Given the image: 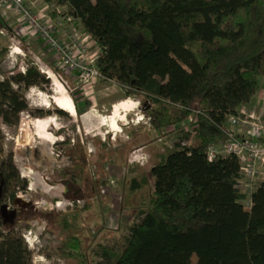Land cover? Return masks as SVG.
Returning a JSON list of instances; mask_svg holds the SVG:
<instances>
[{
    "label": "trees",
    "instance_id": "16d2710c",
    "mask_svg": "<svg viewBox=\"0 0 264 264\" xmlns=\"http://www.w3.org/2000/svg\"><path fill=\"white\" fill-rule=\"evenodd\" d=\"M55 1L99 46L101 78L142 99L151 129L160 133L193 114L197 119L192 131L178 130L180 141L155 158L149 172L127 164L125 197L137 222L120 239L99 244V264H264V178L248 197L238 187L236 155L209 159L211 144L233 137L229 118L243 115L241 107L261 88L264 0ZM49 85L34 63L0 77V121L18 126L21 113L32 111L27 91ZM4 145L0 128L5 196L11 173ZM17 182L26 189V180ZM67 246L68 256L86 264L77 236ZM0 264H41L23 227L0 224Z\"/></svg>",
    "mask_w": 264,
    "mask_h": 264
},
{
    "label": "rangeland",
    "instance_id": "374dc122",
    "mask_svg": "<svg viewBox=\"0 0 264 264\" xmlns=\"http://www.w3.org/2000/svg\"><path fill=\"white\" fill-rule=\"evenodd\" d=\"M41 3L50 5L53 14L61 9L55 0H42ZM67 25L69 31L73 30L86 40L89 59L96 61L100 55L99 46L79 20ZM9 33V36L0 33V49L5 50V55L0 57V77L22 72V62L29 66L38 55L55 69L56 74L63 75L64 81L58 79L67 96L85 112L79 115L75 107L73 115L62 107L61 103L68 97L64 98L63 87L58 89L56 80L46 74L50 79L49 87L46 90L31 87L27 91L32 111L21 113L18 126L9 127L0 121L5 137V158L11 173L5 196L0 183V224L6 229L23 227L28 246L41 264H79L66 251L67 244L76 236L80 239L86 264H99L100 259L95 254L99 244L120 239L137 222L125 197L129 186L127 164H138L149 172L153 160L165 153L168 146L180 141L179 129L192 131L197 124L196 116L191 115L179 127L171 125L158 133L150 128L142 99L128 97L116 82L99 78L94 84L84 85L64 74L52 62L48 64V59L37 54V49L30 47L29 42L21 43L25 56L18 57L15 67L8 64L7 56L16 45ZM119 102L127 105V108L121 104L119 107L123 121L120 118L109 121L114 105ZM84 106L85 109L81 108ZM59 108H64L66 114H58ZM38 109L50 110L52 114L42 116L36 112ZM86 112L91 113L93 122H96L94 117L100 116L106 125L86 124L82 119ZM261 116L264 120V114ZM38 121L45 123L43 131L37 129ZM228 128L239 131V127L230 124ZM191 143V140L186 141L188 145ZM134 156L137 160L140 157V161L131 162ZM260 169L262 173L251 188L246 179L242 182L241 189L245 193L264 178V166ZM19 178L27 181L26 189L17 182ZM132 201L136 203L135 197ZM244 204L250 206V200L245 199ZM2 205L10 208L6 214L1 212ZM63 215H67L66 218Z\"/></svg>",
    "mask_w": 264,
    "mask_h": 264
},
{
    "label": "built area",
    "instance_id": "2783aa9c",
    "mask_svg": "<svg viewBox=\"0 0 264 264\" xmlns=\"http://www.w3.org/2000/svg\"><path fill=\"white\" fill-rule=\"evenodd\" d=\"M36 1L0 0V10H12L19 16L24 25L23 27L26 28L27 35H39L54 53L56 58L55 66L64 74L76 78L78 82L84 85L94 84L101 78L96 64L97 60L89 59L86 40L81 38L80 34L73 32V30L69 31L67 24L74 19L65 14L62 7L61 9L58 8L55 14L51 13L48 5L37 10L35 7ZM0 33L5 36L10 34L7 27L1 28ZM11 40H13V37H11ZM19 56H25L20 41L15 46H12L7 56L10 59L8 64H12L15 67ZM11 59H14V61ZM33 63L38 66L42 73L47 75L48 70L53 72L55 70L45 64L38 55H36ZM27 68L28 65L26 66L23 61L20 65V71L26 72ZM54 74L60 80H65L60 72H57V74L54 72ZM228 124L239 127V131L229 129L231 136H233L229 141L211 144L209 147V159L212 160L217 155H236L240 162V173L242 176L238 187L241 189V184L246 179L251 188L253 181L260 175V172L262 173L260 168L264 166V120L261 117H250L243 114L241 116H231ZM235 135L239 137H235ZM139 159L141 158L139 157ZM139 159L137 160L136 156H134L130 161H140ZM257 185L246 193L242 189L241 191L250 196ZM79 202L82 203L80 200Z\"/></svg>",
    "mask_w": 264,
    "mask_h": 264
},
{
    "label": "crops",
    "instance_id": "0c3cea01",
    "mask_svg": "<svg viewBox=\"0 0 264 264\" xmlns=\"http://www.w3.org/2000/svg\"><path fill=\"white\" fill-rule=\"evenodd\" d=\"M35 1V0H34ZM42 0H37L35 3V7L37 10H39V8H41L43 6V4L41 3ZM50 6V5H48ZM15 20V21H14ZM24 25L22 24L19 16L17 14H15L12 10H0V27H7L9 29V31L12 34L13 37V41H15L16 43H18L19 41L22 42H29L28 45L30 47H34L35 49H37V54H42V56L44 58H47L48 61H46L48 64H51L50 62H52V64L55 66L56 65V58L54 53L50 51H48V49H50L49 45H47L45 43V41L39 36V35H27L26 32V28L23 27ZM0 28V29H1ZM24 32V33H23ZM9 36V35H8ZM30 49V48H28ZM31 50V49H30ZM51 71V70H48ZM53 72V71H51ZM51 78H54L57 82V87L58 89L60 88V86L63 87V85L61 84V82L59 81V79L54 75L51 74L50 75ZM264 79V78H263ZM263 79L261 81V88L258 91L257 95L253 98L252 102L250 105L248 106H242L240 111L241 113L250 116L251 117H262L261 115L264 114V83H263ZM64 90V98H66L67 96V92L66 89L63 87ZM68 98H66L65 100L68 101L74 105V108L76 107L74 100L67 96ZM63 99V98H62ZM79 104V103H78ZM120 104L127 108L126 106V102H119L116 103L114 105V113L111 115L112 120L113 119H119L120 118V111H119V107ZM80 106V104H79ZM81 108H86V106L81 107ZM62 109V108H61ZM96 119V122L92 121V116L90 112H86L83 116L82 119L84 120V122L86 124L92 122L93 125L92 127H97L101 125H106V121L105 119L101 118L100 116L94 117ZM123 117H121L120 119L122 120ZM123 121V120H122ZM37 125V129L40 131H43L45 129V123L38 121ZM89 125V124H88ZM234 130V129H232ZM235 131V130H234Z\"/></svg>",
    "mask_w": 264,
    "mask_h": 264
},
{
    "label": "bare ground",
    "instance_id": "6f19581e",
    "mask_svg": "<svg viewBox=\"0 0 264 264\" xmlns=\"http://www.w3.org/2000/svg\"><path fill=\"white\" fill-rule=\"evenodd\" d=\"M51 74H54V73H52L51 71H48V75H49V77H50V75ZM58 78V77H57ZM61 105H62V107H64L65 109H68V110H70V112L68 111V110H66V111H68L70 114H75V108H74V105L73 104H71V103H69L68 101H65L64 103H61ZM63 108V109H64ZM64 109V110H65ZM110 117H111V115H110ZM111 119L112 118H110L109 119V121H111ZM114 127V126H113ZM122 131V130H121Z\"/></svg>",
    "mask_w": 264,
    "mask_h": 264
},
{
    "label": "water",
    "instance_id": "95a60500",
    "mask_svg": "<svg viewBox=\"0 0 264 264\" xmlns=\"http://www.w3.org/2000/svg\"><path fill=\"white\" fill-rule=\"evenodd\" d=\"M59 109H61V108H59ZM61 110H63V109H61ZM65 111V110H64ZM7 210H8V206L7 205H2V207H1V212L3 213V214H6L7 213Z\"/></svg>",
    "mask_w": 264,
    "mask_h": 264
},
{
    "label": "flooded vegetation",
    "instance_id": "af4514ba",
    "mask_svg": "<svg viewBox=\"0 0 264 264\" xmlns=\"http://www.w3.org/2000/svg\"><path fill=\"white\" fill-rule=\"evenodd\" d=\"M1 190H2V189H1ZM1 190H0V193H1ZM8 209H10L9 206H8Z\"/></svg>",
    "mask_w": 264,
    "mask_h": 264
}]
</instances>
